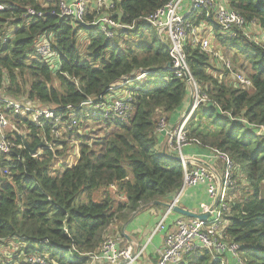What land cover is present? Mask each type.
<instances>
[{
	"label": "trees",
	"instance_id": "trees-1",
	"mask_svg": "<svg viewBox=\"0 0 264 264\" xmlns=\"http://www.w3.org/2000/svg\"><path fill=\"white\" fill-rule=\"evenodd\" d=\"M168 2L115 0L112 17L127 27L108 38L98 26L53 14L54 9L58 13L56 1L0 0L4 7L0 10V83L4 81L0 91L18 99H38L61 111L72 105L79 119L94 124L103 120L107 126L103 135L95 137L68 130L70 140L77 142L78 155L60 169H53L54 161L65 156L70 141H64L61 149L50 136L49 124L40 127L28 121L26 139L15 134L16 143L24 148L11 156L0 154V170L9 171L0 179V245L14 241L19 249L6 257L0 252V264H31L26 259L34 254L46 264H89L88 253L98 249L116 219H127L154 201H166L181 188L182 162L158 149V118L186 103L189 86L172 68L169 46L145 19ZM229 5L264 33V0H229ZM29 8L45 15H29ZM95 16L89 14L87 21ZM205 19L204 14L198 17L199 22ZM213 25L219 43L251 65L250 75L241 72L249 86L234 80L235 86L224 84L223 73L210 74L217 58L188 44L187 64L210 102L191 115L187 139L231 158L234 185L228 197L241 193L242 198L230 203L225 233L241 245L245 264H264V135L250 126L264 125V47L240 30L228 36L220 25ZM80 32L88 39L84 53L78 44ZM45 34H53L51 46L60 55L56 70L37 53L38 39ZM237 62L234 58L232 64ZM142 72L146 75L138 80ZM125 77L130 84L124 88L134 98L133 112L126 120L83 116L80 104L88 99L102 103L111 85ZM44 137L51 147L44 144L38 154H32ZM19 155L23 160L17 159ZM112 186L124 199L110 195L93 199L95 192ZM178 264L228 263L199 249Z\"/></svg>",
	"mask_w": 264,
	"mask_h": 264
},
{
	"label": "built area",
	"instance_id": "built-area-1",
	"mask_svg": "<svg viewBox=\"0 0 264 264\" xmlns=\"http://www.w3.org/2000/svg\"><path fill=\"white\" fill-rule=\"evenodd\" d=\"M57 2L53 14L61 17H69L76 22L88 23L98 26L108 38H113L116 31L125 28L123 23L115 20L111 11L115 9V0H47ZM4 7L0 5V10ZM110 12V13H109ZM96 13L91 22L87 21L89 14ZM29 15L44 16V11H37L33 8L28 9ZM188 14L205 15L206 23L203 27H208L205 34L203 28L197 24ZM154 27L162 41L167 43L172 57V68L179 77L186 78L189 92L193 97V106L188 115L179 118L174 128L168 131L170 145L175 151V155L180 156L184 168V179L181 188L177 191L172 205H180L182 195L189 187H195L206 183L208 192L214 199V204H202V213L210 212L207 220L181 217L175 223V229L168 231L165 236L164 246L159 251L158 261L154 264H178L185 255L199 249L209 250L213 256L221 258L227 262L225 256L231 254L238 264H245L240 257L241 245L232 241L225 233V213L228 211L226 202L227 190L234 185V165L231 158L217 150H212L222 159L224 169L222 174L217 176L208 165L196 163V159H191L184 154L187 144L193 143L187 139V123L197 109L203 103L210 102L207 94L203 93L202 87L196 81L192 73L189 80L186 71L190 70L186 61V46L199 47L202 51L214 55L225 66V71L232 76V80L239 84H248L249 79L242 73L236 72L232 62L225 58L221 51H215L213 40L215 39L214 27L208 21H214L221 27L222 33L233 36L237 31H242L250 40L264 47V34L257 38H252V34L247 27L250 25L245 17L236 10H233L227 2L220 0H169V2L145 18ZM208 20V21H207ZM255 23V22H254ZM131 28V27H130ZM49 34L42 35L38 39L37 53L45 59L54 70L59 68L60 55L51 46L52 37ZM261 38V39H260ZM146 73L140 74L137 79L144 78ZM130 84V79L125 77L120 82L112 84L110 93L104 97L102 103H96L93 99H88L80 104L83 108V116L107 118L112 116L119 120H126L133 112L134 98L124 88ZM0 91V154L11 156L17 149H23V144H17L15 134H21L25 139L28 135L26 130L27 122L30 121L37 126L43 127L49 124L52 128L50 136L63 149V142L70 141L68 130L78 129L88 126L89 119H79L76 109L72 105L65 107V111L60 108L43 104L38 99H30L28 96L20 99ZM21 123V126L18 124ZM167 122L163 119L159 122L158 129L162 132L167 128ZM255 128L258 135H264V125L250 124ZM45 145L51 147L49 140L42 139ZM40 149V148H39ZM39 149L36 154L39 153ZM34 154V155H36ZM76 154L74 157H76ZM19 160L23 158L19 155ZM66 158L54 161L53 169H60ZM62 161L63 164H59ZM69 162V160H68ZM191 163H194L191 165ZM9 174L8 169L0 170V179ZM218 180V183L216 182ZM172 208H167L159 222L157 223L152 235L167 230V221ZM147 245H131L122 247L116 237H107L102 244L93 252L88 253L89 264H135L142 258ZM19 249V247H18ZM18 252V250L16 251ZM31 264H46L44 258L39 255H31L26 259Z\"/></svg>",
	"mask_w": 264,
	"mask_h": 264
},
{
	"label": "crops",
	"instance_id": "crops-1",
	"mask_svg": "<svg viewBox=\"0 0 264 264\" xmlns=\"http://www.w3.org/2000/svg\"><path fill=\"white\" fill-rule=\"evenodd\" d=\"M223 2H227L229 5V0H220ZM230 6V5H229ZM194 20L197 18V24L204 29V33L208 32V27H203L201 24L206 23V20L198 21V17L192 14H188ZM212 23V24H211ZM207 24V23H206ZM215 22H209V25L214 27ZM262 36V29L257 24L256 25ZM250 27H248V30ZM264 34V33H263ZM190 102V98H187L186 103L179 109L174 111L172 114H163L167 117H170L169 122L167 123V128L164 131H158L159 133V145L158 149L160 151H165L168 154H175L173 151L169 139H168V131L169 129H173L175 124L178 122L179 118L183 115L186 108L188 107ZM184 154L189 156L191 159H196V163L205 164L210 167V169L220 177L219 171L220 167L217 165V161L220 160L219 156L212 150L205 149L198 144L189 143L184 148ZM194 163H191L193 165ZM222 174V172H221ZM218 183V180H216ZM177 194L173 193L170 198L166 199V201H161L165 203H170L174 196ZM215 201L211 197L208 192V187L206 183L200 184L195 187H189L186 189L185 193L182 195V199L180 201V206L194 211V212H202V204H214ZM166 206L164 205H155L149 204L147 206H143L138 211H135L129 215L127 219H116L112 224L111 228L116 230V238L119 240V244L122 247L133 246V245H147V249L144 251V254L141 259H139L135 264H154L158 261L159 251L164 246L165 236L168 231H173L175 229L176 221L182 216L173 213L169 216L167 221V230L163 232L156 233L152 235L157 223L166 212ZM225 259L228 264H236L235 258L231 254H227Z\"/></svg>",
	"mask_w": 264,
	"mask_h": 264
},
{
	"label": "rangeland",
	"instance_id": "rangeland-1",
	"mask_svg": "<svg viewBox=\"0 0 264 264\" xmlns=\"http://www.w3.org/2000/svg\"><path fill=\"white\" fill-rule=\"evenodd\" d=\"M45 6H46V4H45ZM256 25H257V23H251L248 26V27H250L249 30L252 33V34H249V35L252 38H254V39L261 36L260 30H259V28ZM248 27H247V30H248ZM203 32H204V30H203ZM48 36L52 37L53 34H49ZM78 44H79L80 49L83 50V53H84V51H85V49H86V47L88 45V39H87L86 34L84 32H80L79 33ZM213 48H214L215 51H221L223 53L224 57L229 59L231 62H233L234 58L238 61L236 64L233 65V67H235L234 69H235L236 72H239V73L243 72V73H245L247 75H250V73H251V65L245 60L243 55L234 54L233 52L227 50L224 46H222L219 43L217 37H215V39L213 40ZM212 61H213V66L210 69V74H212L214 77H216V76L219 77V73L221 72L224 75L223 78L225 79V81L221 79L222 81H224V84H229L231 86H235L234 82L232 80V76L228 72L222 70V68H223L222 62L217 60V59H214ZM2 84H4V81L2 83H0V88H2ZM248 86H249V84H248ZM1 93H4V92H1ZM189 96H190V92H189ZM163 119L166 121L167 117L165 115H161L160 114V117L158 118V121L160 122ZM106 129H107V126L103 123V120H101L97 124H94L93 122H89L88 126H86V127L84 126V127L79 128L77 133L80 134V135H90V136L95 137V136L103 135L104 132H106ZM168 139H169V136H168ZM74 141L76 142V140L74 138L72 140H70V142L68 143L69 147L67 148V150L65 152L66 154H65V156H63V158H66V161L69 160L70 163H72V161L74 159V156L78 153V150H79V147H77L78 145H76ZM169 143H170V139H169ZM59 164H63V162L60 161ZM217 165L220 167L219 175H221V172L224 169V163H223L222 159L217 161ZM117 189L118 188L115 187V186H112V187H109V188L100 189V190H98L97 192L94 193L93 199L101 200L106 195H110V196H112V197H114L116 199H124V196L120 195L121 193L119 191H118V193H116ZM230 189L227 190V194H226V202L228 204V211L225 213V224H226V217L228 216L227 213H230L229 212L230 203L233 200H239V199L242 198L241 193L237 194L236 196H229L228 197V191ZM246 190H247V188H246ZM116 233H117L116 230H114V232H113V228H111V225H110L105 231L104 239L107 238V237H116ZM149 243L150 242H148V244ZM17 250H18V243L14 242V241H10V242H8L6 244H1L0 245V252L5 257L8 256V255L15 254Z\"/></svg>",
	"mask_w": 264,
	"mask_h": 264
},
{
	"label": "water",
	"instance_id": "water-1",
	"mask_svg": "<svg viewBox=\"0 0 264 264\" xmlns=\"http://www.w3.org/2000/svg\"><path fill=\"white\" fill-rule=\"evenodd\" d=\"M170 65V63H169ZM190 74H191V71L188 70L186 71V77L187 79L189 80L190 78ZM188 98H190V102H189V105L188 107L186 108L185 112H184V115H188L190 113V110L193 106V97H192V94H190V96H188ZM44 145V142L41 141V143L39 145H37L34 149L31 150L32 154H36L37 150ZM163 154H168L166 153L165 151H162ZM174 157L178 160H180V156L179 155H174ZM153 204L155 205H164L166 206V208H172L173 212L174 213H177L183 217H187V218H195V219H200V220H207L211 213L210 212H204V213H199V212H194V211H191V210H188L180 205H172L171 203H165V202H161L159 200L157 201H154Z\"/></svg>",
	"mask_w": 264,
	"mask_h": 264
}]
</instances>
